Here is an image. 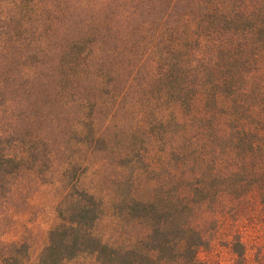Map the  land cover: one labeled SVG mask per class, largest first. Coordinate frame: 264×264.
Listing matches in <instances>:
<instances>
[{
  "label": "trees",
  "instance_id": "1",
  "mask_svg": "<svg viewBox=\"0 0 264 264\" xmlns=\"http://www.w3.org/2000/svg\"><path fill=\"white\" fill-rule=\"evenodd\" d=\"M135 1L137 8L150 4L157 11L150 37L146 28L126 27L130 45L133 31L140 34L133 43L140 62L115 49L114 26L91 18L86 34L61 46L57 66L62 84L95 80L97 100L75 104L80 116L73 139L88 153L109 149L95 127L97 110L129 109L144 120L147 129L118 157V166L130 170L125 186L137 173L154 177L158 185L151 201L126 192L113 209L146 234L128 245L103 242L96 228L105 217L104 201L81 186L87 164L81 172L69 164L62 174L66 185L56 209L58 223L47 232L35 264L80 258L95 264H203L197 253L206 243L192 220L195 212L211 209L222 195L239 198L252 188L264 190V0H187L189 7L180 12L181 0ZM8 22L0 18V43ZM109 55L121 57V63L107 66ZM47 147L42 138L0 134V198L24 172H46L52 156ZM236 253L241 257L240 250ZM3 262H28L26 246L14 248Z\"/></svg>",
  "mask_w": 264,
  "mask_h": 264
},
{
  "label": "rangeland",
  "instance_id": "2",
  "mask_svg": "<svg viewBox=\"0 0 264 264\" xmlns=\"http://www.w3.org/2000/svg\"><path fill=\"white\" fill-rule=\"evenodd\" d=\"M106 1L0 0V18L9 20L7 36L0 43V134L15 131L42 138L52 154L46 172H24L10 193L0 198V264L22 245L28 254L25 264H35L47 232L58 223L56 209L66 185L62 174L69 164L78 166L79 172L87 164L81 186L104 201L105 217L96 228L103 242L128 245L146 234L144 228L116 215L113 209L126 192L137 201H151L158 185L154 177L137 173L131 176L130 187L125 186L130 170L118 166V157L127 153L134 138H140L147 129L144 120L129 109L115 113L97 110L95 127L103 131L109 149L102 154L88 153L73 139L80 116L75 104L81 99L97 100L95 80L80 77L69 85L62 84L57 66L61 46L86 34L91 18L114 26L119 37L115 49L122 52V58L134 56L140 62V49L133 47L140 34L130 32V45L126 27L146 28L150 37L155 34L149 28L155 27L157 11L150 4L137 8L135 0L132 4L131 0H109L105 8L102 5ZM189 5L181 0L179 12ZM118 59L109 55L106 65H119ZM71 90L75 97L70 100ZM151 146L156 151L159 143L154 141ZM263 195L264 190L257 187L239 198L222 195L211 209L195 212L192 220L206 243L197 253L200 263L264 264ZM69 264L95 263L91 258H80Z\"/></svg>",
  "mask_w": 264,
  "mask_h": 264
}]
</instances>
